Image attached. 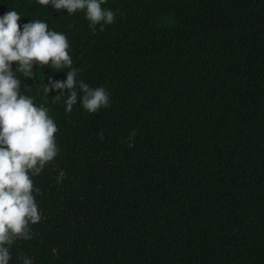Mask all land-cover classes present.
Here are the masks:
<instances>
[{"label":"trees","instance_id":"16d2710c","mask_svg":"<svg viewBox=\"0 0 264 264\" xmlns=\"http://www.w3.org/2000/svg\"><path fill=\"white\" fill-rule=\"evenodd\" d=\"M102 7L115 22L93 34L84 11L0 0L21 28L64 33L77 80L110 93L95 114L79 97L66 113L68 93L56 102L44 88L70 69L17 73L49 108L60 151L33 177L42 218L9 264H264V0Z\"/></svg>","mask_w":264,"mask_h":264},{"label":"clouds","instance_id":"9594fccd","mask_svg":"<svg viewBox=\"0 0 264 264\" xmlns=\"http://www.w3.org/2000/svg\"><path fill=\"white\" fill-rule=\"evenodd\" d=\"M40 5H51L68 14L84 11L93 34L100 25L115 22L116 13L105 9L107 0H37ZM21 15L7 11L0 16V264H9L10 247L17 240H31L35 235L30 225L41 220L36 195H42L33 177L39 175L59 154L56 133L59 131L49 108L37 105L33 98L21 92V80L17 73L33 76L35 65H51L55 69H70L66 80L51 81L45 93L58 90L55 101L59 102L65 92L66 113H71L78 102L91 113L110 105V93L103 87H90L84 80H77L80 69L73 67L68 37L50 30L46 22L31 20L19 23ZM13 63L17 67L13 69ZM79 89V92L78 90ZM82 93V95H81ZM103 140V132H99ZM136 130L129 137V147L134 146ZM65 178L63 171L57 182ZM23 264H33L25 255Z\"/></svg>","mask_w":264,"mask_h":264}]
</instances>
